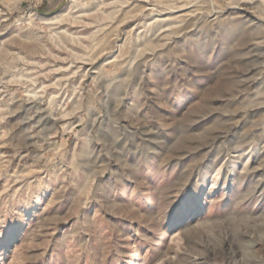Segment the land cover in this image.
I'll use <instances>...</instances> for the list:
<instances>
[{"label": "rangeland", "instance_id": "rangeland-1", "mask_svg": "<svg viewBox=\"0 0 264 264\" xmlns=\"http://www.w3.org/2000/svg\"><path fill=\"white\" fill-rule=\"evenodd\" d=\"M0 264H264V0H0Z\"/></svg>", "mask_w": 264, "mask_h": 264}]
</instances>
